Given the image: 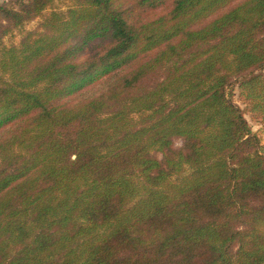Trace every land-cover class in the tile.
Here are the masks:
<instances>
[{
    "label": "trees",
    "instance_id": "obj_1",
    "mask_svg": "<svg viewBox=\"0 0 264 264\" xmlns=\"http://www.w3.org/2000/svg\"><path fill=\"white\" fill-rule=\"evenodd\" d=\"M54 1L0 3V264H264V0H70L3 44Z\"/></svg>",
    "mask_w": 264,
    "mask_h": 264
},
{
    "label": "rangeland",
    "instance_id": "obj_2",
    "mask_svg": "<svg viewBox=\"0 0 264 264\" xmlns=\"http://www.w3.org/2000/svg\"><path fill=\"white\" fill-rule=\"evenodd\" d=\"M9 1V0H0V3ZM237 2V1H236ZM71 4L70 0H55L42 14L41 17H38L36 19H32L30 21L25 22L22 26L13 29L10 33L6 34L3 37V44L9 46H17L18 43L23 39L25 36V33L28 31H38L39 30V24L41 23L44 15L47 13H50L53 10L60 11V12H66ZM238 89L235 87L230 91V97L233 100L234 103L238 104L241 108H245V104L242 101V99L238 96ZM251 127V130L253 133L258 134L261 137L262 143L264 144V122L262 121L261 117L252 118L249 114L246 115L245 118ZM183 144V141L181 138H178L175 140L173 148L179 149V147ZM157 157L160 158V153H155Z\"/></svg>",
    "mask_w": 264,
    "mask_h": 264
}]
</instances>
